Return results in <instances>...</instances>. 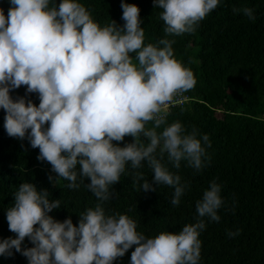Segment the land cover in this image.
<instances>
[{
	"label": "clouds",
	"instance_id": "obj_1",
	"mask_svg": "<svg viewBox=\"0 0 264 264\" xmlns=\"http://www.w3.org/2000/svg\"><path fill=\"white\" fill-rule=\"evenodd\" d=\"M9 3L7 16L0 8L4 128L9 137L27 138L33 149L38 148L37 159L49 162L58 178L70 181L69 188L90 181L86 187L100 203L79 216L77 227L71 217L59 222L49 215L61 208L60 199L23 183L6 212L16 238L0 240V257H12L15 250L28 264H114L136 246L130 264H199L205 218L220 221L217 212L223 200L217 183H211L197 202V221L178 233L165 231L148 238L137 231L132 218L108 215L103 207L114 197L110 189L128 165L140 169L146 162L153 184L175 189L173 206L180 204L187 185L163 162L165 156L176 169L182 161L198 171L204 167L209 137L195 129L188 133L179 121L168 125L160 115L175 94L196 85L193 71L174 56L175 41L145 45L140 9L123 0V27L115 21L101 27L78 0H60L58 6L53 0ZM220 3L154 0V7L163 9L166 35L180 36L195 32ZM233 11L255 20L251 8ZM21 86H27L26 95L38 94L39 106L10 95ZM149 122L151 128L146 127ZM126 136L134 142L123 147L114 143ZM140 181L143 191H155L137 172L136 182ZM26 238L34 247L24 246Z\"/></svg>",
	"mask_w": 264,
	"mask_h": 264
},
{
	"label": "trees",
	"instance_id": "obj_2",
	"mask_svg": "<svg viewBox=\"0 0 264 264\" xmlns=\"http://www.w3.org/2000/svg\"><path fill=\"white\" fill-rule=\"evenodd\" d=\"M78 2L101 27L112 21L123 27L122 0ZM123 2L139 7L145 45L174 40L175 58L194 73L195 87L184 92L188 101L164 114L167 124L179 121L188 133L195 129L200 136L207 135L211 147L206 148L207 158L199 171L187 161L176 169L165 156L163 162L187 185L178 206L171 204L175 189L153 184V171L145 162L140 169L126 166L120 181L110 189L114 197L103 204L106 214L129 216L137 223V231L148 238L165 231L178 233L197 221V202L215 182L221 186L223 200L217 212L220 221L205 218L199 264H264V0H221L195 32L180 36L166 35L163 9L155 8L154 0ZM59 3L53 0L54 5ZM10 7L9 0H0L5 16ZM243 8L253 9L255 20L233 11ZM26 88L21 86L10 95L26 97L39 106L38 94L26 95ZM5 115L0 110V240L16 238L9 230L6 212L20 185L27 182L48 190L50 199H60L61 208L50 216L59 222L71 217L78 227L79 216L100 203L86 187L90 181L78 189L69 188L70 181L58 178L49 162L37 159L40 150L33 149L27 138L8 136ZM152 126L149 122L146 127ZM162 130L163 126L157 131ZM133 142V137L126 136L123 142L114 143L123 147ZM137 172L155 191L142 190L144 181L136 182ZM50 176L57 180L51 182ZM24 246L34 247L27 238ZM135 247L114 264H130ZM13 252L12 257H0V264H28L26 257Z\"/></svg>",
	"mask_w": 264,
	"mask_h": 264
},
{
	"label": "built area",
	"instance_id": "obj_3",
	"mask_svg": "<svg viewBox=\"0 0 264 264\" xmlns=\"http://www.w3.org/2000/svg\"><path fill=\"white\" fill-rule=\"evenodd\" d=\"M188 96L184 92H178L172 98V100L162 107L160 115L170 112L173 107L183 106L188 101Z\"/></svg>",
	"mask_w": 264,
	"mask_h": 264
}]
</instances>
